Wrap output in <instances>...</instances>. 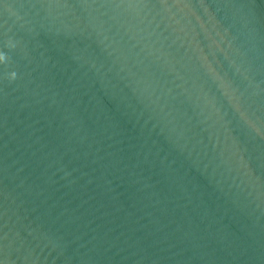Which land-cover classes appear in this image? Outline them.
Segmentation results:
<instances>
[{
	"label": "water",
	"instance_id": "obj_1",
	"mask_svg": "<svg viewBox=\"0 0 264 264\" xmlns=\"http://www.w3.org/2000/svg\"><path fill=\"white\" fill-rule=\"evenodd\" d=\"M0 53V264H264V0H0Z\"/></svg>",
	"mask_w": 264,
	"mask_h": 264
},
{
	"label": "clouds",
	"instance_id": "obj_2",
	"mask_svg": "<svg viewBox=\"0 0 264 264\" xmlns=\"http://www.w3.org/2000/svg\"><path fill=\"white\" fill-rule=\"evenodd\" d=\"M6 59L5 54L4 53H0V61H4ZM10 79H14L16 76L15 72H11L8 74Z\"/></svg>",
	"mask_w": 264,
	"mask_h": 264
}]
</instances>
